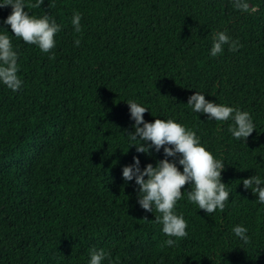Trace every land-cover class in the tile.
Here are the masks:
<instances>
[{
  "label": "trees",
  "instance_id": "1",
  "mask_svg": "<svg viewBox=\"0 0 264 264\" xmlns=\"http://www.w3.org/2000/svg\"><path fill=\"white\" fill-rule=\"evenodd\" d=\"M247 2L241 12L234 0H44L41 8L24 0L29 16L61 25L49 53L15 37L3 23L11 6L0 8L23 81L15 92L0 82V264H90L93 248L110 254L102 264H264V204L242 183L264 181V0ZM221 31L241 46L212 57ZM195 92L247 111L255 131L234 139L232 120L187 106ZM129 100L148 109L145 122L195 131L224 163V210L206 214L185 185L174 211L188 235L174 247H160L170 238L154 222L160 213L144 211L135 180L122 178L133 157L141 170L165 158L129 141ZM238 225L249 244L232 231Z\"/></svg>",
  "mask_w": 264,
  "mask_h": 264
},
{
  "label": "clouds",
  "instance_id": "2",
  "mask_svg": "<svg viewBox=\"0 0 264 264\" xmlns=\"http://www.w3.org/2000/svg\"><path fill=\"white\" fill-rule=\"evenodd\" d=\"M43 3L44 0H36V3L27 6L41 8ZM8 6H11L12 12L3 23L11 27L15 37L26 44L38 46L43 53H49L55 48V36L61 31V25L48 15L42 18L29 16L28 12L24 11V0H4L0 3V8ZM233 6L241 12L250 10L247 0H234ZM81 18L79 12H75L72 17L71 22L77 33L81 31ZM80 42L76 39L75 46L79 47ZM225 45L229 46L228 50L231 52L237 51L241 46L238 40L233 41L225 31L214 33L210 55L212 57L220 55ZM49 58L55 57L53 55ZM18 72V54L13 50L11 38L8 34H0V82L13 92L18 91L23 84L17 75ZM127 105L130 117L135 121L133 125L135 131L129 133L127 137L136 151L150 154L152 149L157 153L163 149L165 158L155 167L148 164L141 170L140 160L133 157L134 163L122 169V178L125 182L135 180L138 186L137 203L144 211L153 212L155 209L160 213L155 217L154 222L161 224L163 234L170 237L160 247H174L178 240L188 235L187 222L183 215H177L174 211L177 201L182 198L181 190L185 185H191V190L187 193L188 201L198 205L206 214H212L217 209L224 210L225 203L229 199L227 186L221 182L224 163L215 159L201 145L195 131L186 129L172 119L145 122L144 114L148 111L147 108L132 100H129ZM187 106L195 113L207 115L209 119L220 122L232 120L234 124L229 126L228 131L236 140H246L255 131L252 118L247 111L209 102L201 93L195 92L190 96ZM168 158L173 159L170 162ZM177 163L182 166V172L178 169ZM242 183L245 190L251 189L253 195L258 196V203L264 204V186H262L264 181L259 176L245 179ZM232 231L244 244L250 243L247 228L238 225ZM89 255L90 264H102L105 258L110 256L102 249L95 248L90 250Z\"/></svg>",
  "mask_w": 264,
  "mask_h": 264
},
{
  "label": "rangeland",
  "instance_id": "3",
  "mask_svg": "<svg viewBox=\"0 0 264 264\" xmlns=\"http://www.w3.org/2000/svg\"><path fill=\"white\" fill-rule=\"evenodd\" d=\"M228 1H231V0H228Z\"/></svg>",
  "mask_w": 264,
  "mask_h": 264
}]
</instances>
